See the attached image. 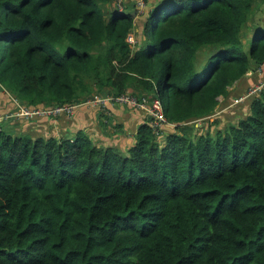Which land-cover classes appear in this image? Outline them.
Instances as JSON below:
<instances>
[{"label": "trees", "instance_id": "trees-1", "mask_svg": "<svg viewBox=\"0 0 264 264\" xmlns=\"http://www.w3.org/2000/svg\"><path fill=\"white\" fill-rule=\"evenodd\" d=\"M148 1L0 0L1 114L129 91L169 121L127 147L0 122V264H264V92L196 125L264 62V0Z\"/></svg>", "mask_w": 264, "mask_h": 264}, {"label": "crops", "instance_id": "crops-1", "mask_svg": "<svg viewBox=\"0 0 264 264\" xmlns=\"http://www.w3.org/2000/svg\"><path fill=\"white\" fill-rule=\"evenodd\" d=\"M264 20V19H263ZM263 20L261 23H263ZM264 78V72L259 73L256 70L249 71L242 79L235 82L230 87L228 96H220V103L211 120L222 118L230 119L234 115L238 119L245 116L250 111L249 104H239L237 98L246 93V91L257 82ZM4 96V95H3ZM80 107L74 116L66 118L58 116L56 118L27 119L21 117L19 120L11 121V128L17 132L32 131L33 133L49 136L55 134L75 135L76 130L84 128L99 142L117 143L130 146L134 143L135 127L145 121L146 115L140 110L130 105H109L106 109L98 106ZM241 112L243 114L241 115ZM210 117V116H209ZM234 119L231 122H235ZM23 122V125L21 124ZM14 123H18V126ZM204 123H202L203 125ZM168 125V124H167ZM201 125V126H202ZM115 128H114V127Z\"/></svg>", "mask_w": 264, "mask_h": 264}, {"label": "built area", "instance_id": "built-area-1", "mask_svg": "<svg viewBox=\"0 0 264 264\" xmlns=\"http://www.w3.org/2000/svg\"><path fill=\"white\" fill-rule=\"evenodd\" d=\"M114 3L122 10L124 9V0H113ZM143 1V5H145V0ZM128 40L131 42H136L135 34L131 32L128 36ZM257 72L263 73L264 72V62L261 63L257 69ZM264 92V78L261 81L257 82L256 84L252 85L245 94L239 96L237 98V102H243L245 99L259 95ZM15 100V111H7L3 114L0 113V122L9 120L13 117H24L27 119H35L37 117H46V118H56L61 114H66L69 117L75 115L76 108L80 105H87V106H98L100 108H107L109 105H130L137 108L145 109L150 116L152 117L151 123L153 125L154 130L160 134L163 132V127L169 123L167 116L165 114V105L163 100L159 95H151V97L144 95L141 98L134 94L133 92H124L119 95H95L86 98L83 102L80 103H66L55 105L53 107H31L27 105L17 98ZM200 121V119L196 120Z\"/></svg>", "mask_w": 264, "mask_h": 264}, {"label": "rangeland", "instance_id": "rangeland-1", "mask_svg": "<svg viewBox=\"0 0 264 264\" xmlns=\"http://www.w3.org/2000/svg\"><path fill=\"white\" fill-rule=\"evenodd\" d=\"M145 2H146L145 5H143V1H140V0H124V8L129 6V7H135L136 9H138L139 12H140V16H141L139 19L142 21V20L145 19V11H147V9H149V7H150V2L148 0H146ZM263 18H264V2L261 3L259 10L255 13L254 20L257 23H261ZM242 114H243V112H241V115ZM145 115H146L147 118L150 117L149 113L145 114ZM235 116L236 115H234L230 119H225V120H222V118L211 120L212 117L210 116L208 121H205V119L204 120L200 119V121H196V125L201 126L202 123H204L201 127H207L209 123H210L209 124V126H210V125H213L215 123V121H218L217 125H219V126L226 125V124L230 123L231 121H233L234 119H237V120H235V122L238 121V118L235 117ZM214 128H215V126H214ZM69 137H74V135H71ZM110 142H111V140L109 142H107V143H110Z\"/></svg>", "mask_w": 264, "mask_h": 264}]
</instances>
